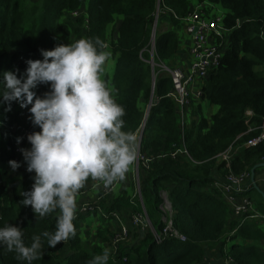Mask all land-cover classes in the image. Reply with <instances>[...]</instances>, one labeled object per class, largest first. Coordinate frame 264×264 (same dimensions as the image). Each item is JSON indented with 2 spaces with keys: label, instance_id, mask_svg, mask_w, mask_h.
Instances as JSON below:
<instances>
[{
  "label": "trees",
  "instance_id": "1",
  "mask_svg": "<svg viewBox=\"0 0 264 264\" xmlns=\"http://www.w3.org/2000/svg\"><path fill=\"white\" fill-rule=\"evenodd\" d=\"M192 1L161 0L159 4V0H89L85 15L80 16L83 0H0V74L16 70L22 74L26 61L42 60L40 50H53L59 43L71 44L81 38H99L106 43L108 26L115 17H122L116 41L107 44V50L118 59L112 87L116 102L125 109L124 130L137 134L144 116L138 103L142 100L150 106L139 147V155L148 160L138 165L140 197L156 234H161L166 225L161 210L166 197L172 229L185 241L168 236L157 242L147 230L138 244L109 257L108 264H208L205 256L211 250L226 256L228 264H264V219L251 221L249 213L233 219L227 202L213 187L215 172L227 173L224 163L217 160L227 149L238 150L231 160L235 174L249 172L264 160V143L244 148L260 136L264 121V73L257 70H264V0H205L222 10L223 25L230 30L218 68L200 86L198 101L208 102L217 111L207 119L198 101H190L193 114L199 118L181 129L174 101L168 96L172 82L156 67L153 73L147 53L151 50L158 4L178 29L190 14ZM178 47L174 30L159 34L156 29L155 64L168 66ZM48 91L46 85L36 89L41 97ZM6 109V104L0 106V170L9 161L22 162L21 149L31 147L25 136L16 153L23 116L16 102L11 111ZM247 111L252 117L246 116ZM29 131L39 129L32 127ZM1 139L6 146L1 145ZM33 176L25 165L17 187L0 185V227H19L24 231L26 246L31 245L33 236L55 231L58 214L41 219L30 206L20 204L21 193L31 190ZM132 204L127 201V206L134 209ZM122 205L117 201L105 207L104 213ZM257 206L264 218V209ZM81 220L78 214L74 220L76 235L67 242L48 248L45 240L42 258L32 264H87L93 256L102 254L84 249L78 232ZM0 264L26 262L17 260L14 251L0 248Z\"/></svg>",
  "mask_w": 264,
  "mask_h": 264
},
{
  "label": "clouds",
  "instance_id": "2",
  "mask_svg": "<svg viewBox=\"0 0 264 264\" xmlns=\"http://www.w3.org/2000/svg\"><path fill=\"white\" fill-rule=\"evenodd\" d=\"M101 39L81 38L40 50L42 60L26 61V69L0 74V106L11 111L13 102L27 109L33 127L31 145L21 149L28 173H34L31 190L22 192L20 204L31 207L41 219L58 213L55 231L24 242V231L7 224L0 227V248L15 252L16 259L32 264L48 248L75 237L77 197L88 180L115 190L126 179L138 155V138L125 131V109L116 102L114 89L103 79L111 57ZM46 85L43 97L36 89ZM22 138H17V143ZM13 171L21 164L9 161ZM110 250L95 255L87 264H108Z\"/></svg>",
  "mask_w": 264,
  "mask_h": 264
},
{
  "label": "crops",
  "instance_id": "3",
  "mask_svg": "<svg viewBox=\"0 0 264 264\" xmlns=\"http://www.w3.org/2000/svg\"><path fill=\"white\" fill-rule=\"evenodd\" d=\"M88 1L89 0H86V2H85V8L86 9L88 7ZM160 1L161 0H159V4H160ZM159 4L157 7V12H156L155 17H154V22H153V28H154V30H153V41L151 43L152 54L149 55V52L147 53V56L149 58L148 63L150 64V67L154 73V68L152 67L153 64L155 65L156 68H158L156 65H159V64H155V62H154V37H155L156 29H157L159 34L174 30L178 36V42H179L178 50H177L173 60L168 64V66H166L165 64H162V63H160V64H162V65H164L170 69H175V68L183 69V70L188 69L190 67V64H191V57H190L189 51H190L192 39L184 30L183 21L181 24V28L179 27L178 29H175V27L170 23V21L167 19V17L159 9ZM82 5H84V2L82 3ZM81 8H82V6H81ZM81 8H80V10H81ZM190 10H191L190 13H192L193 11H196V10H201L204 13V16L207 18L213 17L216 14L222 15V10L219 9V7H217L215 5H211L208 2H206L205 0L202 2H200V0H193L190 4ZM159 12H160V16L158 15ZM85 13H86V10H85ZM121 22H122V17H115V21L108 26L106 44L109 43V40L116 41L118 28H119V25ZM160 22H161V24H160ZM180 32H183L187 38L184 39L183 38L184 36H182L180 34ZM229 32H230V30H228V32L225 34V37H224L223 45L225 47H226V44L228 43ZM108 35H110L109 38H108ZM117 61H118L117 57L114 54H112L109 61L107 62L106 66H105V71L103 74V79L108 83L109 87H111V88H113L112 87V78L114 75L115 66L117 65ZM257 70L264 73V70H260V69H257ZM159 72L165 74L171 80L170 76L167 73L162 72L160 69H159ZM202 83L203 82H201V84ZM199 89H200V87L198 84L191 87V90L193 91L191 93L192 102L198 101V99H200L196 95V93H197V91H199ZM196 103H198L201 106V114H202V116H204L207 119L211 118L217 111L216 107L211 106L206 101H198ZM174 104H175V109H176V115H177V118L179 119V124H180L181 129H183V127L185 125H188L192 119L197 120L199 118V115L197 113L193 114V109L191 108L190 103H188L187 105H185L183 107H180L176 102H174ZM144 106L145 107L148 106V112L146 113V115L143 113V107ZM138 107L141 110V112L144 114L143 120L145 119V122L143 123V121H142V125L140 127V129L142 128V130H141L142 133L140 134V138L142 139V135H143V132L145 129V125H146L147 117L149 114L150 106L148 103L140 100L138 103ZM18 108H19V104H18ZM19 110H20V108H19ZM20 112L23 116V123H24L25 122L24 114L21 110H20ZM252 115L253 114L251 111L246 112V116L248 118L252 117ZM263 126H264V121H263L262 127ZM261 133H262V131H261ZM140 143H141V140H140ZM263 143L264 142H262L260 144H263ZM260 144H258V145H260ZM258 145H256V146H258ZM256 146H254V147H256ZM139 147H140V145H139ZM244 148L247 149L250 147H248L245 144ZM227 151L229 152V158H230V159L228 158L229 162H228V160L223 161L221 158L217 159L218 163H224V168L227 170V173L225 175H221L220 173L215 172V181H214L213 187L219 191V193L222 195L224 201L227 202V204H228V206L232 212L233 219L239 220L241 215L236 216L233 213L231 205L229 204V202L226 200L225 196L223 195L224 192H222L217 185L225 184L226 177L230 174L235 175V176L245 175V178L243 180L242 187H241L242 191L240 193H233V197H235V199L238 201V203L242 202L244 199H248L251 202L252 212L249 215H257L259 217V218H250L249 217V219L251 221L263 219L262 218L263 215L260 214L257 205L261 206L264 209V166L258 167L254 170L253 182H254L256 188L253 186V183L251 181V170L256 165L264 164V160H263V162H259L254 167H252V169L249 172L246 171V172H242L239 174H235L231 171V160H233L232 158L235 156V154L237 153L238 150L235 151V150L229 148V149H227ZM135 163H136V161H135ZM139 164L143 165L142 163H138V165ZM125 181L126 180H124L123 183ZM126 188H128V185ZM126 188L124 189V191H126ZM84 190L91 193L90 199L93 202L83 203L84 205L81 204L82 205V206L80 205L81 207L77 206V213L76 214L79 213V210L83 206L89 205L91 208L90 211H88L87 213H84V214L80 213V215H82L81 224L79 225V228H78V232L80 233L79 234L80 239L82 240L83 243H85L87 238L90 240V242H93L96 239H98L99 241H103V247L102 248L103 249H105V248L109 249L110 254H112V249H111V245H110L109 240L111 241L112 237L116 233L122 232L123 229L128 234L127 227L122 223L121 219L118 216H117V219L116 218L112 219V220H105L104 219V218H106V217H104V215L107 214V213H104L105 207L112 206L113 204H111V205L106 204L107 201L105 202V199L108 196H106V197L103 196L104 187L102 185L97 187L96 182L90 180L85 185V187L80 190L79 194L83 195ZM139 193H140V191H139ZM95 196H96V198H95ZM139 196H140V194H139ZM140 200H141V197H140ZM140 200H137V202H136V204H138L139 207H140V204H139ZM128 201L131 203V200H128ZM104 202H105V204H103ZM141 204H142V209H143V216H145L148 219L147 214H146V210L144 208V203L142 200H141ZM161 208H163V206ZM101 210L103 211L104 214L100 213ZM117 210L118 209H115V211H112L109 214L114 213L115 217H116ZM140 210H141V207H140ZM134 213H138V212H134ZM167 220L171 221V223H172V215L170 217H167ZM104 221H106V222H104ZM89 225L90 226L93 225V227H88ZM96 226H97V228H96ZM92 228H95V230H97L96 231L97 233L92 232L91 231ZM130 247H132V246H130ZM130 247L126 244V246L124 248L129 249ZM206 254H207V256L209 254L208 259H206V256H205V260L207 261L208 264H209V262H212V264H224L223 262L228 261L227 257L226 256L221 257V255L218 253L217 250L216 251L211 250L210 252H206Z\"/></svg>",
  "mask_w": 264,
  "mask_h": 264
},
{
  "label": "built area",
  "instance_id": "4",
  "mask_svg": "<svg viewBox=\"0 0 264 264\" xmlns=\"http://www.w3.org/2000/svg\"><path fill=\"white\" fill-rule=\"evenodd\" d=\"M77 13H74V16H76ZM183 26L186 33L191 37V46H190V57H191V64L188 69H170L162 64L156 65L162 72L167 73L172 82V91L168 95L174 102H176L180 107H183L187 105L192 98L191 93L193 92L191 90V87L198 84L199 87L201 86V82H203L210 72L216 70L220 64V59L222 56V48L224 43V37L225 34L228 32V30L223 25V15L213 16V17H205L204 13L201 10L193 11L183 19ZM194 31L196 32L195 35H193ZM153 68L155 65L153 64ZM197 97H200L201 91H197L196 93ZM33 126H30L28 130L22 131L21 138L28 136L31 134L29 131L30 128ZM262 133L258 138L252 139L247 142L248 147H254L262 142H264V126L261 128ZM139 132V131H138ZM137 132V133H138ZM142 133V132H141ZM140 136L138 137V155L136 159V165L138 163H142L145 165L148 160H146L145 156L139 155V145H140ZM16 153L19 152L21 145L20 143H16ZM186 154L185 151H181ZM20 154V153H19ZM171 156H174L172 154ZM223 161L229 162V152L226 151L223 154L219 156ZM229 158V159H228ZM137 167V166H136ZM245 178V175H228L226 177V182L223 185H217L222 192H224V196L226 200L229 202V204L232 207L233 213L236 216H240L242 214H251L252 212V204L248 199H244L242 202L238 203V201L233 197V193H240L243 180ZM111 188H104L103 190V196H109L114 191H116ZM140 194V193H139ZM140 198V196H139ZM166 198V197H165ZM165 198H164V204L165 205ZM167 200V198H166ZM168 201V200H167ZM169 204V202H168ZM170 213L167 216L163 212V208H161L162 212L164 213L165 219H166V225L162 231L161 234H156L148 219L143 216L136 217L133 220V225L135 227L138 226H144L147 230H149L153 236L155 237V240L158 242L161 240L162 237H168L173 236L175 238H179L181 241H185V239L182 236H179L178 233L173 231L172 229V223L171 221L167 220V217L171 216V207L169 204ZM90 206L86 205L83 206L79 213H87L90 211ZM101 214H104L103 211H100ZM76 214V216L78 215ZM104 217L106 218H113L117 219V216L115 217L114 213L111 214H105ZM250 218H259L257 215H250ZM264 219V218H263ZM143 222H145V225H143ZM236 230L232 231L230 236L234 235ZM127 233L123 229L122 232L116 233L111 241V249L113 253H117L120 250L122 242L126 239ZM224 264H228V261L223 262Z\"/></svg>",
  "mask_w": 264,
  "mask_h": 264
},
{
  "label": "rangeland",
  "instance_id": "5",
  "mask_svg": "<svg viewBox=\"0 0 264 264\" xmlns=\"http://www.w3.org/2000/svg\"><path fill=\"white\" fill-rule=\"evenodd\" d=\"M83 2H84V5H82V8H81V10H79V13H78V15H80V16L85 15V10H86L85 2H86V0H83ZM158 15L160 16V12L158 13ZM218 15H220V14H216V16H218ZM160 24H161V22H160ZM83 29H85V28H83ZM180 34L182 36H184L183 37L184 39L187 38L183 32H180ZM109 36L110 35H108V38H109ZM110 42H111V40H109L108 44H110ZM151 54H152V50L149 51V55H151ZM19 108H20V106H19ZM20 110L23 112L24 117H25L23 131H26V130H28V128L30 126H33L30 122V119H29L30 113L27 109L20 108ZM147 112H148V106L147 107L144 106L143 107V113L146 115ZM144 122H145V119L143 120V123ZM141 130H142V128L137 133V135H136L137 138L140 136ZM1 145L3 147L6 146L4 139H1ZM20 159L22 161V162H19L21 164V167L16 171H13L9 165L1 168V170H0V185L5 186L7 189H11L13 187L18 186V181L20 179L21 174L24 172V168H25L23 158L20 157ZM125 180L126 181L124 183L121 182L119 184L116 191L112 195H109L105 199V202L107 201L106 202L107 205L114 204L117 201L123 202L122 206L117 207L119 209L117 210L116 216H118L121 219L122 223L127 227V230H128L127 237L122 242L120 250L117 253L112 252V254H110L111 257H116L117 255H119L121 253V251L124 249V247L126 246V244L129 247L138 244L139 241L141 240V238L143 237L144 233L147 232V229L144 226L135 227L133 225L134 218H136V217L142 218L143 217L142 204H141V200L139 198V186H140V182H141V174H140V170L138 169V165L136 167L135 162H134L133 166L131 167V170L127 173ZM127 185H128V188H126ZM125 188H126V191H124ZM83 193H84L83 195L79 194L77 197V206H80L81 204L84 205L83 203L93 202L90 199L91 193H89L88 191H85V190ZM95 198H96V196H95ZM128 200H131V203H133L132 205L134 206V209H130L127 207V201ZM137 200H140L139 204H140L141 210H140L139 205L136 204ZM105 202L103 204H105ZM134 212H138V213H134ZM163 212L167 216L170 213L169 204H168V201L166 200V198H165V205L163 207ZM104 222H106V221H104ZM143 225H145V222H143ZM88 227H93V225L92 226L89 225ZM96 228H97V226H96ZM91 231L97 233L96 232L97 230H95V228H92ZM109 242H110V240H109ZM102 247H103V241H99L98 239H96L93 242H90V240L87 238L85 243H84V249L90 253H92L95 250L103 251ZM208 256H209V254H208ZM208 256L206 254V259H208Z\"/></svg>",
  "mask_w": 264,
  "mask_h": 264
},
{
  "label": "water",
  "instance_id": "6",
  "mask_svg": "<svg viewBox=\"0 0 264 264\" xmlns=\"http://www.w3.org/2000/svg\"><path fill=\"white\" fill-rule=\"evenodd\" d=\"M196 34V32L194 31V33H193V35H195ZM153 86H154V83H153ZM264 166V164H260V165H256L252 170H251V181H252V183H253V186L256 188V186H255V184H254V182H253V178H254V170L256 169V168H258V167H263Z\"/></svg>",
  "mask_w": 264,
  "mask_h": 264
}]
</instances>
